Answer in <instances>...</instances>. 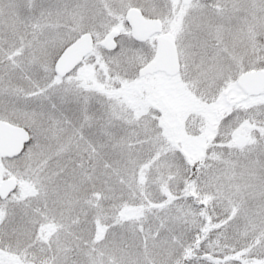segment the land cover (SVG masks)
<instances>
[{"label":"snow or ice","instance_id":"obj_1","mask_svg":"<svg viewBox=\"0 0 264 264\" xmlns=\"http://www.w3.org/2000/svg\"><path fill=\"white\" fill-rule=\"evenodd\" d=\"M0 264H264V0H0Z\"/></svg>","mask_w":264,"mask_h":264}]
</instances>
